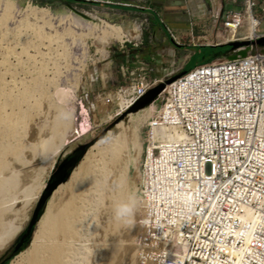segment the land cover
Wrapping results in <instances>:
<instances>
[{"label":"rangeland","instance_id":"obj_1","mask_svg":"<svg viewBox=\"0 0 264 264\" xmlns=\"http://www.w3.org/2000/svg\"><path fill=\"white\" fill-rule=\"evenodd\" d=\"M43 1L50 3V5L40 6L34 4L31 0H0V86L2 80L5 82L11 81V73L16 72L17 75L15 74L14 76L17 78L15 80L28 81L30 86L35 85L33 81L36 80L46 90H38L36 92L37 90L28 89L30 97L28 100L20 101L15 99L5 100L4 92L0 87V112H4H1L3 113L1 116L7 112L5 115L6 119L3 116L4 118L2 120L0 116V128H2V131H0L2 132L0 133V246L8 239L9 236L7 235L13 229L20 228V231H17L10 238L11 240L5 250H0V254H2L0 256V264H4L7 258L15 253L16 255L8 264H30V262L31 264H43V261L41 262L42 259H40V253L37 252V235H43L44 232L45 236L47 234L51 235L57 242H60L57 244L58 251L56 250L58 255H56L55 251L53 252V248L47 250L46 259L48 260L46 264H69L67 260L71 258H73L71 259L73 260V264H98L99 262L101 264H138L137 246L138 238L140 237L137 236L141 235L140 232L142 233V227L139 224L141 214L135 210L128 218L129 222L127 223L114 219L113 209L110 203L112 199L116 198L115 193L111 195L112 199L110 200V194H108L109 192L107 190L100 193L96 191L94 187L95 181L92 178L95 172H97V164L95 157H91L88 154L90 149L106 137L117 124L122 120L128 121L126 119L128 113L122 112L119 116H116L115 107L105 105L101 96L103 93L109 94L114 92L120 86L128 85L134 77L132 72L140 68L137 67L138 65H132L130 68L125 65L122 66L120 64L122 63L119 59L120 56H111L110 50L120 45L125 46L126 44H135L138 50L141 51L145 47L144 39L150 35V28L149 23L139 13L142 0H75L72 4L59 0ZM244 3L245 0H237L229 9L220 12L219 20L212 19L213 22L209 28L202 29L194 27L192 31H186L180 36H176L179 38L181 44L177 48L187 50L186 55L188 56L160 57V61H163L161 69L158 73H149V77L160 79L166 74L178 70L184 63L186 65L183 71H187L195 65L206 63L217 56H225L229 52L228 48H203L224 44L228 46L229 44L235 43L228 42V40H238L245 37L244 29H242L239 32L240 36L227 38L224 33L225 26L223 25L227 17L234 12L232 9H235V11L241 10L244 8ZM259 4L254 12L258 14L262 24V21H264V12L259 9ZM70 7L88 16L90 19H84L78 14H75ZM30 8L43 10L45 12V18L41 21L32 19L30 16ZM107 25L122 30L124 41H111L109 45V34L106 33L104 35ZM33 27H40L42 32L47 36H36L33 33V30H35ZM260 31V34H264L263 24L260 26ZM102 34L104 37L102 36L99 39L102 40L101 42L95 39V36L100 38ZM191 36L193 38H205L204 47L192 48V43L189 41ZM133 37L136 39H133ZM201 42H203V39ZM256 46L258 49L264 50V43H257ZM144 57L140 56V60L144 61ZM4 61H6V65ZM148 68H152V65H149ZM180 72L182 70L176 72L174 76ZM62 89L70 90L71 98L69 97L66 101L61 100L58 92ZM42 91L46 94L44 95ZM161 93L157 97L149 100L145 106L137 110L131 108L132 114L134 115V122L130 126V130L136 136L137 147H132L128 140L122 138L120 140L121 149L123 148L122 150L126 151L128 155L126 157L115 158L116 162L119 163L117 164L119 165V170L125 174V187L128 185V188H126L130 190L126 191V193L128 192L127 202H133V205L138 207H140V198L137 195L140 159L143 150L145 126L147 119L151 116L149 110L152 108L149 105L152 104L154 109L158 108L161 103ZM14 100L17 101L16 105L20 103L19 107H11V105L13 107L15 106ZM5 102L10 105L7 106ZM84 107L89 111L91 125L90 129L83 133L81 131V124L84 120L82 113ZM27 109L28 113L26 112ZM143 109H147V112H140ZM128 110L127 112H130V109ZM61 111L65 117L63 120L57 118L58 112ZM9 113H11L10 116L14 115V117L10 118ZM18 123L19 125H17ZM6 126L7 129H3ZM16 127H18L17 130ZM76 128L80 130V135ZM32 129L39 130L40 132L36 143L28 141V136L33 132ZM16 131H19V133ZM5 134L8 136L6 137ZM2 135L5 137H2ZM13 141L16 144H12ZM8 143H11V147H9ZM13 146L16 153L14 152ZM3 149L5 150L4 153ZM8 153L10 157H7L8 155L6 156ZM56 154L57 156H52ZM78 157H80V161L69 173L66 180L52 191L44 204L42 214L37 221L29 243L24 245L18 252H15V246L19 243L22 236L27 234L38 205L43 199L44 193L47 191V185L50 184L52 188L55 187L66 168L71 163H74ZM86 159L87 161H85ZM76 171L79 174L78 172L75 174ZM105 173L103 175L107 177L108 174ZM106 177L104 180H106ZM89 178L93 181H90L91 179ZM26 179L30 180L31 184H28L30 182ZM80 210L82 211L80 212ZM91 212L93 213L91 214ZM87 213L88 215H86ZM59 217L61 218L60 223ZM76 219H78V222ZM17 221L18 223H16ZM81 221H84L83 224ZM88 227L93 228L90 230ZM104 227L107 229L105 232L103 231L105 229ZM39 228L42 229L40 230ZM82 228L84 230L83 232L81 230ZM107 233L110 234L111 239ZM99 235L105 236L106 239ZM96 239L98 240L95 241ZM78 247L80 252L77 251V253L76 250H78ZM103 247L105 248L103 249ZM101 253L103 255L105 254L104 257ZM92 260H95V262Z\"/></svg>","mask_w":264,"mask_h":264},{"label":"built area","instance_id":"obj_2","mask_svg":"<svg viewBox=\"0 0 264 264\" xmlns=\"http://www.w3.org/2000/svg\"><path fill=\"white\" fill-rule=\"evenodd\" d=\"M258 4L245 0L227 17V38L240 36L250 14L260 28ZM219 18L213 12L212 19ZM260 32L241 48L257 45ZM189 41L198 48L206 40ZM238 50L180 72L147 119L137 189L138 264H264V50L236 58ZM179 70L158 79L142 66L102 100L119 116Z\"/></svg>","mask_w":264,"mask_h":264},{"label":"bare ground","instance_id":"obj_3","mask_svg":"<svg viewBox=\"0 0 264 264\" xmlns=\"http://www.w3.org/2000/svg\"><path fill=\"white\" fill-rule=\"evenodd\" d=\"M26 11V10H25ZM30 16L32 17V19H34V20H39V21H41V20H43L44 18H45V12L43 11V10H40V9H38V8H30ZM29 16V15H28ZM34 22H36V21H34ZM110 26V25H109ZM33 28H35V30H33V33H35V35L36 36H43L44 35V37L45 36H47L46 34H44L43 32H42V29L39 27H33ZM28 29V28H27ZM244 29V34H245V37H246V39H244V40H242L241 42L242 43H253V41H254V39H255V37L257 36V32H259V30H260V28H259V24H258V22H254V20H252V17H251V14H250V16L248 17V19H247V24H246V26L243 28ZM106 33H110V31L109 32H106ZM105 33V34H106ZM112 35V34H111ZM111 35H109V37L111 36ZM114 35L115 36H117L118 38H121V34H120V32H114ZM26 36V35H25ZM37 37V38H38ZM102 37V36H101ZM108 37V36H107ZM41 38V37H40ZM47 38V37H46ZM50 38V37H49ZM50 39H52V38H50ZM7 40V39H6ZM58 41V40H57ZM229 42H237V41H233V40H228ZM239 42V41H238ZM22 48V47H21ZM240 50H238L235 54V57L236 58H242V57H245L246 55H248V54H250V51L251 50H255V49H257V47H256V45L254 46V47H246V48H239ZM263 50V49H262ZM67 53V52H66ZM27 60V59H26ZM6 61H4V64L6 65V63H5ZM32 66H34V65H32ZM37 67V66H36ZM12 68V67H11ZM8 69V68H7ZM40 69V68H39ZM39 71V70H38ZM45 71V70H44ZM11 72V71H10ZM26 73V72H25ZM10 74V73H9ZM16 74V72H12L11 73V81H7V82H5L4 80H2L1 82V88H2V90H3V92H4V98H5V100L7 99V100H13V99H15V100H20V101H25V100H28V98L30 97V95L28 94V89H33V90H37L36 92H38V90H43V91H46V90H44L45 88H42V85L39 83V81H36V80H34L33 82H35V85H31L30 86V84H29V82L27 81H25V80H19V81H17V80H15L17 77L16 76H14ZM30 74V73H29ZM17 75V74H16ZM24 75V74H23ZM5 77H6V75H5ZM15 77V78H14ZM161 79V78H160ZM0 88V89H1ZM43 91H42V93H43ZM44 94V93H43ZM46 94V93H45ZM44 94V95H45ZM3 95V94H2ZM34 95V94H33ZM58 95L60 96V99L61 100H64V101H66V100H68V98L70 97V90H67V89H62V90H60L59 92H58ZM42 97V96H41ZM43 98V97H42ZM71 98V97H70ZM14 100V107L11 105V107L12 108H17V106L19 107L20 105V103L18 104V105H16V102L17 101H15ZM6 103V102H5ZM7 104V106H9L8 105V103H6ZM21 106H23L22 104H21ZM26 106V105H25ZM30 106H33V105H30ZM149 106H152V108L149 110V112H150V115L152 116L153 115V113H154V111H155V109H154V106L152 105V104H150ZM8 108V107H7ZM28 108H29V106H28ZM133 108V107H132ZM148 108V107H147ZM2 110V109H1ZM13 110H15V109H13ZM19 110V109H18ZM133 110V109H132ZM16 111V110H15ZM83 111H84V109H83ZM82 111V112H83ZM127 111H129V110H127ZM126 111V113H128V115H127V117H126V119H128V121H126V120H122L119 124H117L108 134H107V136L106 137H104L102 140H100L99 142H97L91 149H90V151H89V156H91V157H95V162H96V164H97V166H96V171L97 172H95V174H94V176H93V180L95 181V183H94V187L96 188V191H99V193L100 192H103V191H105V190H107V192H109L108 194H110V200L112 199L111 198V195H114V193H115V199H112V201H111V207H112V209H113V207H114V205L116 204V203H118V202H127V193H126V191H128L127 190V186L128 185H126V187H125V174L124 173H121V171L119 170V165H117V164H119V163H117L116 162V157L118 158H121V157H126L127 155H128V153L126 152V151H124V150H122L121 149V146H120V140L122 139V138H124V140L126 139V140H128L129 141V143L131 144V146L132 147H134V148H136L137 147V141L135 140V134H133L132 132H131V130H130V126L132 125V123L134 122V115L132 114V111H131V108H130V112H127ZM1 112H3V111H1ZM0 112V116L4 113H1ZM11 112V111H10ZM14 112V111H13ZM12 112V113H13ZM27 113H28V109H27V111H26ZM123 112H125V111H123ZM140 112H142V113H145V112H147V109L145 110V109H143V110H141ZM14 113H17V112H14ZM122 113V112H121ZM7 114V112L3 115V116H5ZM10 114L11 113H9V116H10ZM21 114V113H20ZM23 114V113H22ZM24 115V114H23ZM3 116H1L2 117V120H3ZM26 116V115H25ZM150 116V117H151ZM11 117H14V115L13 116H10V118ZM17 117V116H16ZM83 118H84V120H83V122H82V124H81V131L84 133V132H86V129H88V122H89V119H88V117H87V112L86 111H84L83 112ZM5 119H6V116H5ZM13 119V118H12ZM11 119V120H12ZM21 119V118H20ZM26 119V118H25ZM28 119V118H27ZM6 121V120H5ZM9 121V120H8ZM12 121H14V120H12ZM24 121V120H23ZM3 123H4V121H3ZM12 123V122H11ZM14 123H15V121H14ZM21 123H22V121H21ZM4 124H6V122L4 123ZM17 125H19V123L17 124ZM1 126V125H0ZM29 127V126H28ZM13 128H14V126H13ZM17 128L18 127H16V130H17ZM35 128V127H34ZM1 130L0 131H2V128H0ZM3 129H7V126L4 128L3 127ZM24 129V128H23ZM77 129V128H76ZM12 130V129H11ZM33 130V129H32ZM13 131H15V130H13ZM17 132V131H16ZM46 132V131H45ZM0 133H2V132H0ZM8 133V132H7ZM6 133V134H7ZM17 133H19V131L17 132ZM42 133V132H41ZM4 134V133H3ZM5 134V135H6ZM81 134V132H80V130H79V135ZM16 135V134H15ZM8 135H6V137H7ZM10 136V135H9ZM12 136H13V134H12ZM39 136H40V132H39V130H33V132L31 133V135H29L28 136V141H30L31 143H36L37 141H38V138H39ZM48 136V135H47ZM46 136V137H47ZM50 136V135H49ZM2 137H5V136H3L2 135ZM14 137V136H13ZM17 137V136H16ZM44 137V136H43ZM9 138V137H8ZM8 138H6V139H8ZM10 138H12V137H10ZM5 139V138H4ZM13 139V138H12ZM49 139V138H48ZM2 140V139H1ZM19 140V139H18ZM3 141V140H2ZM5 141V140H4ZM15 141V140H14ZM12 142V144H16L15 142ZM20 141V140H19ZM7 142V141H6ZM9 142V141H8ZM124 143V142H123ZM9 144V143H8ZM18 144H19V142H18ZM129 144V145H130ZM127 145V144H126ZM9 147H11V143L9 144ZM60 147V146H59ZM58 147V148H59ZM129 147V146H128ZM19 148H20V146H19ZM13 149H14V146H13ZM18 149V148H17ZM0 150H1V148H0ZM45 150V149H44ZM126 150V149H125ZM4 149H3V153H4ZM11 151H12V149H11ZM14 152L16 153V150L14 149ZM14 152H13V154H14ZM57 152V151H56ZM62 152V151H61ZM7 153V152H6ZM55 153V152H54ZM4 155V154H3ZM8 155V156H7ZM11 155V154H10ZM16 155V154H15ZM26 155V154H25ZM6 156L7 157H10L9 156V153L8 154H6ZM51 156V155H50ZM52 156H57V154L56 155H52ZM1 157V156H0ZM90 157V158H91ZM3 158V157H2ZM11 158H12V155H11ZM17 158V157H16ZM48 158V157H47ZM21 160V159H20ZM53 161H55L54 159H52ZM90 160V159H89ZM7 161V160H6ZM85 161H87V159L85 160ZM2 162V161H1ZM10 162H12V161H10ZM51 162V161H50ZM53 163V162H52ZM4 164H5V162H4ZM14 164V163H13ZM42 164V163H41ZM95 164V163H94ZM83 165H85V164H83ZM6 166V165H5ZM34 166V165H33ZM2 167V166H1ZM46 167V166H45ZM48 167V166H47ZM14 168H16L15 166H14ZM21 168V167H20ZM77 168V167H76ZM93 168V167H92ZM124 168V167H123ZM19 169V168H18ZM34 169V168H33ZM82 169H84V168H82ZM127 169H128V167H127ZM126 169V170H127ZM11 170V169H10ZM78 170V169H77ZM94 170V169H93ZM49 171V170H48ZM79 171V170H78ZM78 171H76L75 172V174L78 172ZM27 172V171H26ZM81 172V171H80ZM104 172H106L107 174H108V176L106 177V180H104V175H103V173ZM120 172V173H119ZM105 173V174H106ZM74 174V173H73ZM74 174V175H75ZM78 174H79V172H78ZM81 174V173H80ZM29 175H31L30 173H29ZM82 175V174H81ZM100 175V176H99ZM83 176V175H82ZM40 177V176H39ZM77 178H78V176H77ZM44 179V178H43ZM89 179H91V178H89ZM90 180V181H93V180ZM27 180V179H26ZM34 180V179H33ZM39 180V179H38ZM42 180V179H41ZM40 180V181H41ZM74 180V179H73ZM27 181H29L30 182V180H27ZM71 181V180H70ZM78 181H80V180H78ZM33 182V181H32ZM64 182V181H63ZM76 182V181H75ZM127 182V181H126ZM62 183V182H61ZM73 183V182H72ZM93 183V182H92ZM24 184V183H23ZM22 184V185H23ZM28 184H31V182L30 183H28ZM69 185H70V183H69ZM29 186V185H28ZM66 186V185H65ZM76 186V185H75ZM92 186H93V184H92ZM91 186V187H92ZM46 187V186H45ZM23 188V187H22ZM43 188V187H42ZM20 190H21V188H20ZM109 190V191H108ZM40 191H41V189H40ZM95 191V192H96ZM130 191V190H129ZM8 192V191H7ZM62 192V191H61ZM41 194V193H40ZM87 194V193H86ZM102 195V194H101ZM40 196V195H39ZM107 196H109V195H107ZM8 197V196H7ZM79 197H81L80 195H79ZM114 197V196H113ZM37 198H38V195H37ZM59 198V197H58ZM69 198V197H68ZM85 198V197H84ZM83 198V199H84ZM39 199V198H38ZM81 199V198H80ZM4 200V199H3ZM36 200V199H35ZM68 200V199H67ZM100 200V199H99ZM9 201V200H8ZM7 201V202H8ZM10 201H11V199H10ZM55 201V200H54ZM84 201V200H83ZM86 201V200H85ZM4 202V201H3ZM14 202V201H13ZM51 202V201H50ZM66 202V201H65ZM95 202V201H94ZM11 203H12V201H11ZM107 203V202H106ZM54 204V203H53ZM83 204V203H82ZM99 204V203H98ZM103 204H105V203H103ZM132 204H133V202H132ZM85 205V204H84ZM108 205V204H107ZM20 206V205H19ZM97 206V205H96ZM107 207V206H106ZM64 208V207H63ZM84 208H87V207H84ZM75 209V208H74ZM88 209V208H87ZM102 209V208H101ZM111 209V210H112ZM63 211H64V209H62ZM73 210V209H72ZM71 210V211H72ZM76 210V209H75ZM86 210V209H85ZM98 210V209H97ZM139 211L140 212V214H141V208L140 207H138V206H135L134 205V208H133V212L134 211ZM59 211V210H58ZM61 211V210H60ZM77 211V210H76ZM82 210H80V212H81ZM84 211V210H83ZM103 211V210H102ZM108 211H109V209H108ZM69 212V211H68ZM105 212V211H104ZM61 213V212H60ZM62 213H64V212H62ZM67 213V212H66ZM71 213V212H70ZM77 213V212H76ZM75 213V214H76ZM93 212H91V214H92ZM72 214H73V212H72ZM79 214V213H78ZM82 214V213H81ZM80 214V215H81ZM59 215H61V214H59ZM86 215H88V213L86 214ZM111 215V214H110ZM82 217H83V215H81ZM101 216V215H100ZM105 216V215H104ZM138 216V215H137ZM67 217V216H66ZM74 217V216H73ZM109 216L107 215V218H108ZM60 218V217H59ZM65 218V217H64ZM75 218H76V216H75ZM101 218V217H100ZM132 218V217H131ZM82 219V218H81ZM87 219V218H86ZM95 219V218H94ZM109 219V218H108ZM78 219H76V221H77ZM102 220V219H101ZM38 221V220H37ZM65 221V220H64ZM69 222H70V220H68ZM68 221H67V223H68ZM80 221V220H79ZM84 221H87V220H84ZM83 221V222H84ZM93 221V220H92ZM95 221V220H94ZM98 221V220H97ZM112 221V220H111ZM136 221V220H135ZM61 222V218H60V221H59V223ZM66 222V221H65ZM78 222V221H77ZM82 222V221H81ZM83 222H82V224H83ZM106 222V221H105ZM110 222V221H109ZM16 223H18V221L16 222ZM56 223V222H55ZM87 223V222H86ZM101 223V222H100ZM134 223V222H133ZM37 224V223H36ZM70 224V223H69ZM68 224V225H69ZM85 224V223H84ZM106 224V223H105ZM140 224V223H139ZM51 225H52V223H51ZM77 225H78V223H77ZM88 225V224H87ZM109 225V224H108ZM113 225V224H112ZM114 225H116L115 223H114ZM16 226H17V224H16ZM64 226V225H63ZM70 226V225H69ZM75 226V225H74ZM94 226V225H93ZM106 226V225H105ZM125 226V225H124ZM18 227V226H17ZM67 227V226H66ZM102 227H103V225H102ZM110 227V226H109ZM131 227V226H130ZM70 228V227H69ZM86 228V227H85ZM91 228H93V227H91ZM91 228H89L88 227V229H90L91 230ZM105 228V227H104ZM40 229V228H39ZM42 229V228H41ZM40 229V230H41ZM47 229V228H46ZM116 229V228H115ZM44 230V229H43ZM78 230V229H77ZM82 230V232L84 231L83 230V228L81 229ZM87 230V229H86ZM107 229L105 228L103 231L105 232ZM17 231H20V228H18V229H13V231L12 232H10L7 236H9L8 237V239H6L2 244H1V248H0V250H5V248H6V246H7V244L9 243V241L11 240L10 238L12 237V236H14V234L17 232ZM110 232H111V230H109ZM142 231V230H141ZM36 232V231H35ZM39 232V231H38ZM57 232H59V231H57ZM79 232V231H78ZM81 232V231H80ZM88 232V231H87ZM86 232V234H88ZM40 233V232H39ZM43 233V232H42ZM45 233V232H44ZM44 233H43V235H37V241H38V253H40V256H41V258L40 259H42L41 260V262L43 261V264H46L47 263V260L48 259H46V254H47V250L49 249V248H53V252L55 251L56 252V250H57V244L58 243H60V242H57V240L56 239H54V237H52L51 235H44ZM109 233V232H108ZM107 233V234H108ZM112 233V232H111ZM132 233V232H131ZM66 234H68V233H66ZM70 234V233H69ZM89 234H91L90 232H89ZM94 234V233H93ZM97 234H98V232H97ZM102 234V233H101ZM100 234V235H101ZM140 234H141V232H140ZM33 235H35V234H33ZM77 235V234H76ZM99 235V236H100ZM104 235V234H103ZM110 234H108V236H109ZM6 236V237H7ZM79 236V235H78ZM88 236V235H87ZM107 236V235H106ZM114 236V235H113ZM66 237H68V236H66ZM69 237H70V235H69ZM83 237V236H82ZM100 237H104L105 239H106V237L105 236H100ZM137 237H140V235H138ZM56 238H57V236H56ZM61 238V237H60ZM71 238V237H70ZM85 238V237H84ZM109 238L111 239V237L109 236ZM72 239H74L73 237H72ZM83 239V238H82ZM114 239V238H113ZM139 239V238H138ZM63 240H65V239H63ZM62 240V241H63ZM77 240H80V239H77ZM85 240V239H84ZM98 239H96L95 241H97ZM102 241H103V239H101ZM36 241V240H35ZM69 241H71V240H69ZM81 241H83V240H81ZM90 241V240H89ZM92 241V240H91ZM139 241V240H138ZM73 242V241H72ZM80 242V241H79ZM99 242V241H98ZM95 243V242H94ZM65 244V243H64ZM70 244H71V242H70ZM73 244H75V243H73ZM72 244V245H73ZM96 244V243H95ZM103 244V243H102ZM107 244V243H106ZM128 244V243H127ZM100 245V244H99ZM133 245V244H132ZM60 246V245H59ZM67 246V245H66ZM78 246V245H77ZM97 246H98V243H97ZM102 246V245H101ZM106 246H108V245H106ZM34 247V246H33ZM64 247V246H63ZM68 247V246H67ZM75 247V246H74ZM93 247V246H92ZM95 248V247H94ZM94 248H92V249H94ZM97 248V247H96ZM105 247H103V249H104ZM125 248V247H124ZM99 249H101L100 247H99ZM98 249V250H99ZM135 249V248H134ZM61 250V249H60ZM72 250V249H71ZM82 250V249H81ZM125 250H126V248H125ZM130 250H132V249H130ZM58 251V250H57ZM70 251V250H69ZM68 251V252H69ZM80 252L79 251V247H78V250H76V252ZM83 251V250H82ZM82 251H81V253H82ZM96 251V250H95ZM101 251V250H100ZM77 252V253H78ZM50 253H51V251H50ZM58 252H56V255H58L57 254ZM75 253V252H74ZM93 253V252H92ZM128 253H130V252H128ZM135 253V252H134ZM52 254V253H51ZM76 254V253H75ZM74 254V255H75ZM96 254V253H95ZM100 254V253H99ZM98 254V255H99ZM126 254V253H125ZM2 254H0V256H1ZM67 255V254H66ZM77 255V254H76ZM81 255V254H80ZM101 255H103V253H101ZM105 255V254H104ZM104 255H103V257H104ZM124 255V254H123ZM49 256H51L50 254H49ZM72 256H73V252H72ZM94 256V255H93ZM127 256V255H126ZM38 257H39V254H38ZM65 257V256H64ZM77 257H78V255H77ZM96 257V256H95ZM98 257V256H97ZM100 257H102V256H100ZM36 258V257H35ZM79 258V257H78ZM77 258V259H78ZM83 258H84V256H83ZM99 258V257H98ZM128 258V257H127ZM68 259V258H67ZM66 259V260H67ZM71 259H73V258H71ZM71 259H68L67 260V262H69V264H73V260H71ZM76 259V258H75ZM80 259V258H79ZM99 259H101V258H99ZM119 259V258H118ZM90 260V259H89ZM88 260V261H89ZM96 260V259H95ZM95 260H92V261H94L95 262ZM125 260V259H124ZM123 260V261H124ZM52 261V260H51ZM50 261V262H51ZM63 261V260H62ZM61 261V262H62ZM87 261V262H88ZM118 261V260H117ZM85 262V261H84ZM94 262H92V263H94ZM97 262V261H96ZM99 262V261H98ZM132 262V261H131ZM89 263H90V261H89ZM30 264H31V262H30ZM49 264V263H48ZM66 264V263H65ZM98 264H101L100 262L98 263ZM105 264V263H104ZM132 264V263H131ZM137 264V263H136Z\"/></svg>","mask_w":264,"mask_h":264},{"label":"crops","instance_id":"obj_4","mask_svg":"<svg viewBox=\"0 0 264 264\" xmlns=\"http://www.w3.org/2000/svg\"><path fill=\"white\" fill-rule=\"evenodd\" d=\"M236 1L237 0H142L139 13L149 23L150 28V35L144 39L145 47L141 51L138 50L135 44L120 45L110 50V55L124 56L125 60L123 63H120L122 66L125 65L130 68L132 65H138L137 67H149V65H152V68H149L150 73H158L163 64V61L159 59L160 57L188 56L186 55V52H188L187 50L178 49L173 45L169 39L166 28H169L175 36H180L186 31H192L194 27L202 29L209 28L213 22V12L218 14L223 10H227L233 6ZM262 8H264V0H261L259 4V9L262 10ZM232 11H235V9H232ZM256 15L258 16V14ZM262 22L264 26V21ZM109 31L110 33L108 34H112L108 37L109 45L111 41H124L122 30L107 25L104 35ZM117 31L120 32L121 38L114 35V32ZM104 35L102 34L101 36L104 37ZM101 36L100 38L95 36V39L101 42L102 40H99L102 38ZM133 39L136 38L133 37ZM140 56H145L144 61L140 60ZM185 65L186 63L182 66L183 70ZM83 109L87 112V117L89 119L88 129H86L87 132L91 125L89 111L85 107ZM77 130L79 131V129Z\"/></svg>","mask_w":264,"mask_h":264},{"label":"water","instance_id":"obj_5","mask_svg":"<svg viewBox=\"0 0 264 264\" xmlns=\"http://www.w3.org/2000/svg\"><path fill=\"white\" fill-rule=\"evenodd\" d=\"M71 10L75 13V14H78L79 16H81L82 18L84 19H90L88 16L86 15H83L81 14L80 12H78L76 9L70 7ZM259 44L261 43H264V37L260 39V41H258ZM250 43H234V44H229L228 46L231 47V50L232 49H239L241 47H244V46H249ZM226 46L225 44L224 45H218V46H214V47H211V48H217V47H224ZM179 77V75H175V76H172L171 78L167 79L165 81V83H161L159 84L157 87H155L154 89L150 90L146 96H144L143 98L140 99V101L133 107V109L137 110L143 106H145L146 104H148L149 100L157 97L165 88V84H169L171 82H173L174 80H176L177 78ZM80 161V157H78L76 159V161L74 163H71L65 170L64 174L62 175L60 181L57 183V185L55 187H51V185H47L46 187V192H48V194L44 197L43 199L40 201L39 205H38V208H37V211L31 221V224L29 226V229L27 231V234L26 235H23L22 238L20 239L19 243L15 246L14 248V251L15 252H18L24 245V241H26L28 239V237L31 235L32 233V230L36 224V220H37V217H38V213L39 211L41 210V208L43 207V205L46 203L48 197L51 195L52 191L63 181L66 180V178L68 177L69 173L74 169L75 165Z\"/></svg>","mask_w":264,"mask_h":264},{"label":"clouds","instance_id":"obj_6","mask_svg":"<svg viewBox=\"0 0 264 264\" xmlns=\"http://www.w3.org/2000/svg\"><path fill=\"white\" fill-rule=\"evenodd\" d=\"M57 118L63 120L65 117L63 112H58ZM134 205L131 202H118L113 207V217L117 221H121L124 223L129 222L128 218L133 213Z\"/></svg>","mask_w":264,"mask_h":264},{"label":"trees","instance_id":"obj_7","mask_svg":"<svg viewBox=\"0 0 264 264\" xmlns=\"http://www.w3.org/2000/svg\"><path fill=\"white\" fill-rule=\"evenodd\" d=\"M31 1H33L34 4H37V5H40V6H48V5H50V3H45V1H43V0H31ZM59 1H62V2H68V3H71V4L75 2V0H73V1L59 0ZM219 48H228L229 51L231 50V47H230V46L217 47V48H211V47H210V48H203V49H219ZM220 57H222V56H217V57H215L214 59H212V60H210V61H208V62H206V63L212 62V61H214V60H216V59H218V58H220ZM119 59L121 60L122 63H123V61L125 60V59H124V56H120ZM47 194H48V192H45V193H44L45 196H46ZM48 198H49V197H48ZM43 207H44V205H43ZM43 207L41 208V210H40L39 213H38L37 220L40 218V216H41V214H42ZM37 220H36V223H37ZM35 226H36V224H35ZM35 226H34V228H33V230H32V233H33V231H34V229H35ZM32 233H31V235H32ZM31 235L28 237V239H27L26 241H24V245H27V244L29 243V240H30ZM24 245H23V246H24ZM15 255H16V253H15L14 255L8 257L7 260H6V262H5L4 264H8V263L12 260V258H13Z\"/></svg>","mask_w":264,"mask_h":264}]
</instances>
